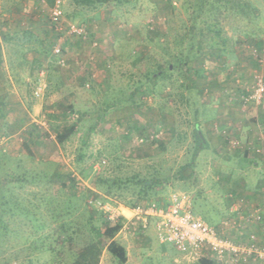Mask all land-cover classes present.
<instances>
[{"label": "rangeland", "instance_id": "obj_1", "mask_svg": "<svg viewBox=\"0 0 264 264\" xmlns=\"http://www.w3.org/2000/svg\"><path fill=\"white\" fill-rule=\"evenodd\" d=\"M61 1L60 26L81 25L86 38L80 41L61 30L57 42L64 62L56 64L52 60L56 28H52L49 16L54 2L0 0V38L4 28L9 31V26L14 27L7 45L29 48L26 56L30 59L24 63L19 61L16 48L11 50L9 54L15 58L9 66L14 71L23 68L36 73L50 70V63L53 72L62 71L71 83L59 93L58 106L49 104L52 99L56 101V96L43 92L39 101L44 99L48 104L35 115L31 108L37 98L33 95L35 85L30 80V84L21 83L8 90L9 78L4 73L7 65L5 61L0 63V84L6 85L8 99L10 95L15 97L12 107L6 99L0 102V165L19 161L41 177L54 171L71 174L77 181L74 192L84 201L72 216L84 233L85 205H101L94 200L98 190L93 179L98 173L114 168L123 175H147L156 169L165 184L159 185L157 194L148 200H166L174 191L188 193L191 212L217 227L222 235L235 237L239 232L244 241L254 238L263 242L264 235L256 228L262 221L252 222V190L264 181V94L259 101L251 96L258 79L264 84V0H248L254 13L248 18L221 19L222 34L230 37L225 50H233L232 54L202 46L198 63L188 73L161 67L163 60L178 52L176 40L186 36L193 21L192 9H185L183 0H130L96 7ZM24 29L32 35L24 34ZM232 40L238 43L231 44ZM1 42V54L7 57V45ZM195 89L200 92L198 106L193 104ZM3 91L0 87V99ZM194 107H200L196 119ZM195 120L207 147L198 151L190 167ZM230 120L235 122L218 124ZM73 123L75 132L57 144L54 133ZM244 151H248L246 158L241 153ZM4 174L0 172V176ZM262 186L256 190L259 197H264ZM66 190L69 192V187ZM60 191L57 181L47 183L41 178L27 183L19 196L32 200L35 193L37 201L46 195L56 197ZM109 205L124 218L113 237L114 247L101 249L98 264H207L206 256L186 257L171 244L159 242L153 224L141 229L132 223L130 212L123 210L127 207ZM37 213L42 220L48 219L44 207ZM8 219L14 230L0 243V264H30L29 259L31 264H47L46 255L27 248L21 234L43 238L54 223L41 229L20 215ZM14 253L19 255L17 259Z\"/></svg>", "mask_w": 264, "mask_h": 264}, {"label": "trees", "instance_id": "obj_2", "mask_svg": "<svg viewBox=\"0 0 264 264\" xmlns=\"http://www.w3.org/2000/svg\"><path fill=\"white\" fill-rule=\"evenodd\" d=\"M54 2V0H50ZM75 5L79 6H91L96 7V4H124L130 2V0H72ZM182 6L185 9L191 8L192 23L190 24L186 36L176 40V48L178 52L171 55L161 63V67L167 71L179 69L183 72H189L198 63L199 53L202 46L212 50L213 48H219L224 55L232 54L233 50H225V45L230 37L222 34V21L221 19L229 16L248 18L252 16L253 5L248 0H183ZM52 28L54 24L52 23ZM61 31L56 30V38L54 43H57ZM6 34V35H5ZM8 33L2 34L4 42H9ZM81 41L80 37H75ZM53 43V44H54ZM205 43V44H204ZM236 40H232L231 44H237ZM204 44V45H203ZM18 54L17 57H21L24 48L15 47ZM53 52V51H52ZM227 52V53H226ZM169 53V52H168ZM16 57V58H17ZM52 60L60 63L63 61V55L60 49V53H52ZM13 64V59H9ZM227 60H230L227 58ZM21 63L24 61L20 60ZM54 61H51L55 63ZM64 62V61H63ZM0 63H2V54L0 51ZM61 64V63H60ZM49 69L52 70V64L49 63ZM39 68V67H38ZM37 68V69H38ZM85 83L86 78L82 77ZM138 88V87H137ZM137 88H135L137 90ZM200 92L195 89L194 105L198 106ZM181 96V95H180ZM182 98V97H181ZM184 98V97H183ZM187 102L188 98H184ZM4 103L3 101H0ZM199 102V103H198ZM200 107H194L193 112L196 119L199 113ZM200 124L195 120L192 127V137L195 144L191 152V158L189 161L190 167L194 164V158L196 157L200 149L207 147V140L204 133L200 130ZM35 128V127H34ZM76 123L71 125H65L55 132V140L58 144H62L68 139L70 135L75 132ZM140 129V127H138ZM32 137V135L30 136ZM24 149L27 153L31 154L28 146L24 145ZM248 151L243 155L247 157ZM116 168V167H115ZM184 169V166L181 167ZM111 169L108 172L98 173L94 179L93 184L98 193L94 195V200L99 204L109 203L113 206L123 205L127 208H133L137 205H145L147 203H155L157 205H165L167 199L163 201L148 200L149 196L157 194V188L159 185L165 183L159 177L160 172L154 170L153 172L142 175L138 172H133L130 175H123L120 172ZM0 172L5 173L4 176H0V243H4L9 238V233H12L14 229L9 227V219L13 215H20L22 218L30 221L37 228H45L50 223H54V227H51L50 231L44 235L43 238H32L31 234H21L25 243L28 242L27 248H30L32 252L37 249L41 254L46 255L47 264H98L99 255L102 248L111 249L114 246L113 237L122 226L120 220H123V216H119L114 222L108 217V213L105 212L100 206L90 207L85 205L84 212L87 213L84 217V225L86 227V233L78 226L77 218L72 216L76 211H79L81 202H84L82 198L78 197V194L74 192L76 189L77 181L71 174L60 173H42L32 172L30 169L23 167L19 161L13 162L11 166L2 163L0 165ZM179 172V171H178ZM45 179L47 183L57 181L60 185L61 191L56 197L44 196L41 199H37L35 193H32V200L23 199L19 195V190L22 189L27 183H33L39 179ZM167 180V179H166ZM69 187L70 191L66 190ZM130 195L131 198L127 197ZM22 198V199H21ZM24 200V201H23ZM35 200V201H33ZM56 200V203L53 201ZM56 204V205H53ZM41 207L45 208L48 213V219L42 220L37 213ZM6 215L9 217L6 218ZM105 226V228L103 227ZM17 233V234H18ZM235 237H229L237 241H244L242 235L238 232ZM32 238V239H31ZM82 241V244L80 242ZM246 242H256L254 238L246 239ZM19 253V252H18ZM18 254L14 253L13 257L18 258ZM118 262H122V259H117ZM204 261L207 264H214L209 258L205 257ZM7 262V261H6ZM28 262L31 264V260ZM253 264V263H243Z\"/></svg>", "mask_w": 264, "mask_h": 264}, {"label": "built area", "instance_id": "obj_3", "mask_svg": "<svg viewBox=\"0 0 264 264\" xmlns=\"http://www.w3.org/2000/svg\"><path fill=\"white\" fill-rule=\"evenodd\" d=\"M61 4V0H54L49 14L56 30H64L65 35L85 39L86 31L83 26L72 23L64 28L60 26L63 15ZM53 52L60 53L58 42L55 43ZM39 92L40 89L36 94ZM263 94L264 84L262 79H258L251 97L259 101ZM255 150L259 151V148ZM100 207L112 221L121 216L114 213L115 210L108 203L101 204ZM128 211L132 223L138 224L141 229L153 224L159 242L171 244L186 257L206 256L214 264H264V243L237 241L222 235L217 227L210 226L191 212V197L188 193L174 191L168 196L165 205L147 203L128 208ZM252 218L258 221L261 215L255 211Z\"/></svg>", "mask_w": 264, "mask_h": 264}, {"label": "crops", "instance_id": "obj_4", "mask_svg": "<svg viewBox=\"0 0 264 264\" xmlns=\"http://www.w3.org/2000/svg\"><path fill=\"white\" fill-rule=\"evenodd\" d=\"M33 4V3H32ZM26 7H34V6H29V5H27ZM13 28L14 27H11V26H9V31H8V27H7V29L6 28H4V30L1 32V35L2 34H4V33H6L5 32V29L7 30V33L9 34L10 33V31H13ZM30 28V27H29ZM23 33L24 34H28V35H32V33H31V31H27V29H24L23 30ZM6 35V34H5ZM13 34H10V36H12ZM7 36H9V35H7ZM25 41H26V44H28L27 43V41H28V39H24ZM3 42L4 43V45H7V42H4L5 40H3V38L1 37L0 38V42ZM1 42V43H2ZM8 43H10V39H9V42ZM23 43V42H22ZM26 44H24V45H26ZM23 48H24V50H23V52H22V54H21V57H20V60H22V61H24V62H28L27 60H29L30 59V57H28V56H26V53H28V51H27V49H29L28 47H24L23 45H21ZM18 47V46H17ZM3 48V47H2ZM4 49V48H3ZM15 49V45H11L10 47L7 45V47H6V50H7V54H8V56L6 57V56H4V54L2 53V64H3V62L5 61V64L7 65V66H9V65H12V63L10 62V60L9 59H13V58H15L14 56L13 57H11L10 56V54H9V52H11V50L13 51ZM30 50H32V49H30ZM37 54V53H36ZM1 64V65H2ZM5 67V69H4V73L6 72V74L8 75V80L6 81V83L8 84L7 85V89L9 88V87H12L13 89L15 88V87H17L19 84H23V83H27V84H30L29 82H30V80L32 81V83L35 85L34 86V88H33V95L34 96H36L37 98H35V99H33V101H32V106H31V108H32V110H33V112H34V114L35 115H38V114H40L44 109H46V104H48V103H45V101H44V99L43 100H41V101H39V98L38 97H40V95L42 96L43 95V92H51V94H52V97L53 98H55V96H56V101L54 100V99H52V101L49 103V104H51V106L53 107V105H55L56 104V106H58V98H60V95H59V93H61L63 90H64V88H66V87H70V84L71 83H68L67 82V80H66V74L65 73H63L62 71H58V70H56V73L55 72H53L52 70H48V69H39V71L38 72H36V73H34V72H32L30 69L28 70V69H23V68H20V70L19 71H14V68L11 66H9V67ZM17 79H18V81L19 82H17ZM5 80V79H4ZM0 87H2V90L4 89V91L2 92L3 93V97H1V99L0 100H3V102L5 101V99L7 100V104H8V106L9 107H12V103L11 102H13L14 100H15V97L13 96V95H10V98L11 99H8V96H7V92H6V85L4 84V86H3V84L1 85L0 84ZM36 88V89H35ZM38 89H40V92L38 93V94H36V91L38 90ZM8 90H10V88L8 89ZM13 91V90H12ZM66 98L69 100V99H71L70 98V95H69V93H68V95H66ZM54 100V101H53ZM52 107L50 108V109H52ZM28 108V107H27ZM53 110V109H52ZM46 112V111H45ZM47 114V113H46ZM32 115V114H31ZM31 115H30V117H31ZM45 115V114H44ZM51 116H53V114L51 115ZM56 116H58V112H57V110H56ZM35 118H32V120H34ZM226 120V119H225ZM218 122H219V120H218ZM233 122H235V120L234 121H223L222 123H225V124H222L221 123V121H220V123H218V124H221L222 126L223 125H229V124H232ZM231 126V125H230ZM54 137H55V133H54ZM58 144V143H57ZM246 151H244V152H241V153H245ZM261 185H264V181H260L259 183H256L255 184V187H256V189L255 188H253V192H254V197H253V199H254V201L252 202V208H253V210H254V212L255 211H258V213L261 215V219L260 220H258V222L259 221H262V226H258V227H256L257 228V230L258 229H261L260 231H261V233L264 235V197L263 196H261V197H259L258 195L260 194V193H258L256 190H261L260 189V187L259 186H261ZM263 188H264V186H262ZM264 194V193H263ZM260 203H262V206H261V204ZM123 209V208H122ZM262 209V210H261ZM123 210H126L128 213H129V211L127 210V209H123ZM261 212H260V211ZM254 214V213H253ZM252 222H256V220H254L253 218H252ZM254 234L252 233V236H253Z\"/></svg>", "mask_w": 264, "mask_h": 264}]
</instances>
